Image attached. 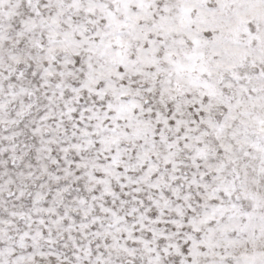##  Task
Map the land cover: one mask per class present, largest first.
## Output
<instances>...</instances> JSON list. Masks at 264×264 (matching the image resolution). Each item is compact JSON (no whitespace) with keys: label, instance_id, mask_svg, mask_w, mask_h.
Returning a JSON list of instances; mask_svg holds the SVG:
<instances>
[{"label":"snow or ice","instance_id":"obj_1","mask_svg":"<svg viewBox=\"0 0 264 264\" xmlns=\"http://www.w3.org/2000/svg\"><path fill=\"white\" fill-rule=\"evenodd\" d=\"M0 264H264V0H0Z\"/></svg>","mask_w":264,"mask_h":264}]
</instances>
